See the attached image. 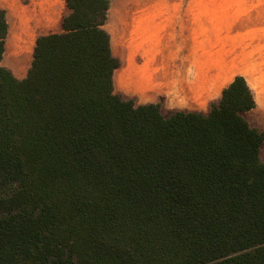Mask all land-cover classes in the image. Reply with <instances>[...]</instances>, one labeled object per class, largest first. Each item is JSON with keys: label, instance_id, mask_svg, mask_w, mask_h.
<instances>
[{"label": "trees", "instance_id": "1", "mask_svg": "<svg viewBox=\"0 0 264 264\" xmlns=\"http://www.w3.org/2000/svg\"><path fill=\"white\" fill-rule=\"evenodd\" d=\"M19 79L1 64L0 264H264V133L242 75L207 112L116 93L108 0H64Z\"/></svg>", "mask_w": 264, "mask_h": 264}, {"label": "crops", "instance_id": "2", "mask_svg": "<svg viewBox=\"0 0 264 264\" xmlns=\"http://www.w3.org/2000/svg\"><path fill=\"white\" fill-rule=\"evenodd\" d=\"M108 1L104 27L120 61L114 89L136 104L207 112L223 77L226 85L237 74L247 81L242 67L255 74L264 65V0ZM0 9L8 26L2 60L7 53L6 68L21 79L36 38L60 32L69 9L64 0H0ZM253 95L264 109V97Z\"/></svg>", "mask_w": 264, "mask_h": 264}, {"label": "rangeland", "instance_id": "3", "mask_svg": "<svg viewBox=\"0 0 264 264\" xmlns=\"http://www.w3.org/2000/svg\"><path fill=\"white\" fill-rule=\"evenodd\" d=\"M7 60L8 59H7V53H6L3 60H1V64L4 67L8 66ZM18 68L19 69L23 68L24 70H26L28 68V66L27 67L26 66H20ZM251 69H252L251 67L245 68V66L241 68L242 71H245V77L247 78V82H248L250 88L252 89V91L254 93L255 92L258 93L261 97H264V65L261 66L259 73L252 74V72H250ZM223 71H224V68H223ZM20 75H22V74H20ZM17 77H22V76H17ZM227 81H228V78L223 77L221 86L224 87L226 85ZM115 92L119 93L117 91H115ZM119 94L122 95L121 93H119ZM123 97L124 98H130V97H125V96H123ZM217 100H215V101H217ZM263 101H264V99H263ZM209 108H210V106L208 108L206 107L205 111H208ZM171 111H173V110H169L168 108H165L164 110H162V113L164 115H168ZM243 115L247 119V121L250 123L251 126L258 128L259 130H261L264 133V109H262L261 107H256L252 110H249V111L243 113ZM260 155H261V158L264 159V140H263V143H262L261 148H260Z\"/></svg>", "mask_w": 264, "mask_h": 264}, {"label": "bare ground", "instance_id": "4", "mask_svg": "<svg viewBox=\"0 0 264 264\" xmlns=\"http://www.w3.org/2000/svg\"><path fill=\"white\" fill-rule=\"evenodd\" d=\"M261 86V85H260ZM263 89V88H262Z\"/></svg>", "mask_w": 264, "mask_h": 264}]
</instances>
